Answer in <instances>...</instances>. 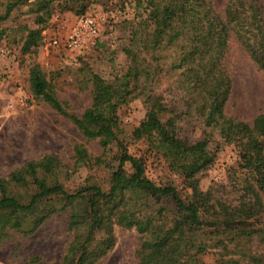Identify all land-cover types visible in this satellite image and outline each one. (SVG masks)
I'll return each mask as SVG.
<instances>
[{
	"label": "trees",
	"instance_id": "1",
	"mask_svg": "<svg viewBox=\"0 0 264 264\" xmlns=\"http://www.w3.org/2000/svg\"><path fill=\"white\" fill-rule=\"evenodd\" d=\"M129 2L133 15L117 25L125 68L106 77L82 63L77 84L91 90V104L81 115L59 99L41 65H31L33 96L75 123L86 140H97L103 152L96 156L77 144L73 168L46 154L0 175V242L11 232L29 236L47 219L66 215L73 238L60 264H99L117 244V227L141 235L138 264H205L201 256L207 253L214 264H264V110L251 123L226 110L233 42L264 73V0H225L223 14L210 0ZM25 6L36 27L4 29ZM56 8L88 15L84 0H0V47L12 37L22 44V55L37 54ZM163 84L178 97L165 101ZM137 98L146 113L127 134L119 111ZM183 121L198 125L202 137H183ZM134 142L142 143L144 155L130 152ZM223 145L236 152L231 175L242 179L234 188L237 205L199 188L200 175ZM150 158L183 179L190 193L183 196L174 183L149 179ZM79 167L107 170L109 188L89 181L67 189L62 179L71 180ZM243 212L250 221L245 223Z\"/></svg>",
	"mask_w": 264,
	"mask_h": 264
},
{
	"label": "rangeland",
	"instance_id": "2",
	"mask_svg": "<svg viewBox=\"0 0 264 264\" xmlns=\"http://www.w3.org/2000/svg\"><path fill=\"white\" fill-rule=\"evenodd\" d=\"M210 1L216 11L223 14L225 0ZM84 2L88 6L86 14L97 20L100 31L97 40L93 39L90 45L81 50L72 52L62 48H45V40L53 37L64 39L80 18L75 12L60 13L58 8L44 29L43 44L37 54L24 56L21 54V43H14L12 37L3 40L0 47V175L7 176L29 160L46 154L60 156L65 164L73 168V154L77 144H85L96 156L103 152L97 140H86L75 123L59 115L47 103L37 100L29 83L30 67L38 62L48 78L53 79L52 84L59 99L68 105L69 111L81 115L91 104V90H83L77 84L78 69L82 63L89 62L97 73L106 77L112 73H120L125 68V57L120 52V42L117 41V25L119 21L133 15L134 3L129 0ZM26 10L25 6L15 11L11 19L3 24L4 29L19 23L36 27L32 17L25 13ZM229 59L233 90L226 110L239 121L251 123L264 110V73L256 69L235 42L230 47ZM161 87L165 101L178 97L176 91L167 90L166 84ZM145 113L146 108L141 99L121 105L119 115L124 131L129 134L143 120ZM181 127V135L190 141L202 137L201 128L195 123L183 121ZM129 149L136 155L145 154L141 142L132 143ZM115 152L113 149L109 155ZM236 162L234 147L221 146L216 152L214 164L200 175L199 188L237 205L238 193L234 188L238 189L237 183L242 179L240 173L231 175L233 169H236ZM146 175L158 184L169 181L174 183L183 196L190 193L184 186L183 179L167 171L153 158L146 163ZM109 179V172L105 169L79 167L71 180L62 181L70 190L89 181L96 182L107 190ZM243 215L245 223L251 220L247 212H243ZM263 220L264 217L261 218ZM1 222L3 223L2 218ZM116 235L115 248L99 264H138L135 250L141 235L135 228L125 227H117ZM72 238L67 216H53L29 236L11 232L10 237L1 241L0 264H60ZM201 259L205 264H214L211 253L202 255Z\"/></svg>",
	"mask_w": 264,
	"mask_h": 264
},
{
	"label": "built area",
	"instance_id": "3",
	"mask_svg": "<svg viewBox=\"0 0 264 264\" xmlns=\"http://www.w3.org/2000/svg\"><path fill=\"white\" fill-rule=\"evenodd\" d=\"M99 31L97 20L92 15H84L79 18L77 24L64 39L57 37L49 38L44 41V46L51 49L62 48L72 52L81 50L90 45L91 41L99 36Z\"/></svg>",
	"mask_w": 264,
	"mask_h": 264
}]
</instances>
